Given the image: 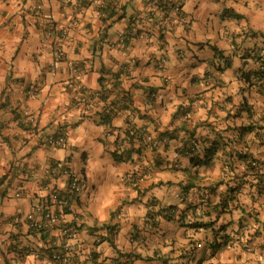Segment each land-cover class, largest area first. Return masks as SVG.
Here are the masks:
<instances>
[{"label": "crops", "instance_id": "crops-1", "mask_svg": "<svg viewBox=\"0 0 264 264\" xmlns=\"http://www.w3.org/2000/svg\"><path fill=\"white\" fill-rule=\"evenodd\" d=\"M79 1L80 9L75 0H0V264H56L46 249L65 237L25 221L46 196L44 169L53 164L68 166L85 186L62 219L74 233L68 264H264L259 223L240 220L230 204L219 211L233 175L246 171L238 156L264 163V95L242 79L258 67L242 55L263 45L251 34H264V0H184L169 29L156 26L146 0H106L103 12ZM35 5L58 31L60 62L42 43ZM132 17L140 18L142 38L128 36ZM121 34L125 43L112 48ZM212 47L231 59L223 72ZM83 96L88 109L78 102ZM104 113L112 114L108 125ZM129 130L139 137L130 141ZM48 134H63L66 145L44 146ZM215 142L223 149L196 167L191 158ZM130 144L141 152L116 162L112 153ZM244 181L234 205L254 208L262 222L264 191ZM65 186L61 178L58 188ZM171 206V219L154 216ZM219 226V237L233 239L212 254Z\"/></svg>", "mask_w": 264, "mask_h": 264}, {"label": "built area", "instance_id": "built-area-1", "mask_svg": "<svg viewBox=\"0 0 264 264\" xmlns=\"http://www.w3.org/2000/svg\"><path fill=\"white\" fill-rule=\"evenodd\" d=\"M90 1L92 5H95L102 12L106 8V0ZM183 4L184 0H146V6L149 11L158 15L156 26L161 29H169L179 24ZM74 5L77 9H80L81 1L75 0ZM32 10L41 18L40 22L43 26L42 43L52 44L54 61L60 62L64 58V52L59 42L61 38L58 36V31L54 26L53 20L47 16H40V5H35ZM140 25V18L132 17L130 19V31L128 34L130 39L134 37L142 38ZM125 40V35H119L117 44H114L112 48L116 49L118 46L123 45ZM78 102L87 109L91 107L90 100L85 96L81 97ZM43 145L54 149H62L66 145V139L62 135L48 134L43 138ZM225 169L230 175L231 172L228 167H225ZM44 178L45 182L42 184V190L46 193V196L25 216V221L30 230L37 232L44 231L47 226L57 227L66 241L60 248L54 245L47 247V256L53 263L68 264L71 260V251L70 245L67 242L73 238L74 233L69 227L63 224L62 219L70 210L72 197L84 192V180L81 175L73 173L68 166L63 164H53L46 167L44 169ZM61 178L66 180L65 190L58 188V183ZM19 196L20 194L17 193L16 197ZM36 256L38 257L37 254Z\"/></svg>", "mask_w": 264, "mask_h": 264}, {"label": "trees", "instance_id": "trees-1", "mask_svg": "<svg viewBox=\"0 0 264 264\" xmlns=\"http://www.w3.org/2000/svg\"><path fill=\"white\" fill-rule=\"evenodd\" d=\"M251 36L253 37H259L262 39V46L261 47H255L253 49H251L250 51H246L243 53L242 58L243 59H252L253 61L256 62L257 64V69L254 71H248L246 73L242 74V79L244 81V83L250 87V88H254L256 90L257 93L264 95V34L262 33H252ZM212 50L216 53V55L218 54L219 59H220V64L217 65V71L218 72H223V70L227 69L230 67L231 65V59L229 57H224L222 55V53L220 51H218V49H216L215 47H212ZM101 81V79H100ZM114 87L116 86V84L113 85ZM112 114H107L104 113L101 115V120L103 123L105 124H109L110 120H111ZM251 127H248L247 129H244V131H250ZM133 134V135H131ZM62 136H64L63 134H61ZM126 137H128L131 141L132 136H138V132L137 131H126L125 133ZM65 137V136H64ZM139 137V136H138ZM141 138V137H140ZM194 146H195V142H193L191 145H189V147H183L182 148V153L184 154V156L191 154V152L194 150ZM130 149H123L121 151H114V153H112V156L114 158V160L116 162H129L132 159V154L133 153H137L139 154L141 151L140 149H134L132 144H130ZM223 149V146H221L219 143L215 142L214 144H212V147L208 148L206 153L204 154L203 157H198V156H194L191 158V162L194 163V165L197 167H202L205 166L207 164H209L213 157L216 154V150H220ZM239 159H243L245 160V164H246V171L245 173H243V175L240 178H236L235 175H233L234 180H236L235 182V186L229 188L225 198L221 199L220 203H219V211L222 212H226L230 210V206L229 204L234 208V210H239V213L241 214L240 216V220H245V219H252L254 220L256 223H259L258 228L261 229V231H264V221L260 222L258 220V215L255 211L254 208H246V207H242L240 205H234L235 201H236V195L240 192V189L242 188V185L245 184L246 181H244L248 176L251 177V181H250V186L251 187H255L256 191L258 194H261L264 191V163L249 157V156H238ZM230 158V154L228 156V159ZM253 163L255 164L253 166ZM225 167H228V169L230 170V172L232 173L231 169L232 167L230 166L229 163H225L224 164ZM235 176V177H234ZM130 181L134 180V177H130ZM161 184V183H159ZM193 187V183H191V185L186 184L183 187V191L184 190H189V188ZM210 190L213 191L214 187H209ZM203 206H205V201H203L202 203ZM176 207H167V208H163L161 210H158L157 213L154 214V216H159L162 217L164 219H171L174 216V213L176 212ZM242 222V221H240ZM212 222H207L204 223V227L205 228H209L212 229L213 227ZM257 228V229H258ZM244 229V228H243ZM257 229H255L253 234H249L250 236H254L256 235L258 232ZM213 230V229H212ZM225 230V227L223 226H219L218 229L216 230V240L214 241L213 245L211 246L212 249V254H215L216 252H218L221 248L226 247L227 245L230 244V241L233 239L232 237H230L229 235H222L221 237H219L218 235L220 234V232H223ZM43 232V231H42ZM263 240H264V233L262 235ZM262 249H264V242H263V246Z\"/></svg>", "mask_w": 264, "mask_h": 264}, {"label": "rangeland", "instance_id": "rangeland-1", "mask_svg": "<svg viewBox=\"0 0 264 264\" xmlns=\"http://www.w3.org/2000/svg\"><path fill=\"white\" fill-rule=\"evenodd\" d=\"M260 210H261V208L258 210V211H259V213H260ZM262 214H263V211H262Z\"/></svg>", "mask_w": 264, "mask_h": 264}, {"label": "clouds", "instance_id": "clouds-1", "mask_svg": "<svg viewBox=\"0 0 264 264\" xmlns=\"http://www.w3.org/2000/svg\"><path fill=\"white\" fill-rule=\"evenodd\" d=\"M253 164H254V163H253ZM254 165H255V164H254ZM254 165H253V166H254Z\"/></svg>", "mask_w": 264, "mask_h": 264}]
</instances>
